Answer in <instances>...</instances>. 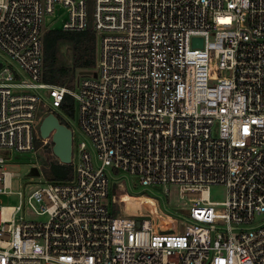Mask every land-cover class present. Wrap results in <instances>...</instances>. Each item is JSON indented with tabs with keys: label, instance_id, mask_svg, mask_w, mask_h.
I'll return each instance as SVG.
<instances>
[{
	"label": "built area",
	"instance_id": "built-area-1",
	"mask_svg": "<svg viewBox=\"0 0 264 264\" xmlns=\"http://www.w3.org/2000/svg\"><path fill=\"white\" fill-rule=\"evenodd\" d=\"M88 26L93 67L69 86L42 82L43 33ZM65 96L70 179L37 166L12 192L13 153L47 146L60 164L38 127L63 118ZM132 184L166 198L171 187L183 213ZM210 186L223 202L209 201ZM123 195L154 211H124ZM10 197L0 264H264V0H0V199Z\"/></svg>",
	"mask_w": 264,
	"mask_h": 264
},
{
	"label": "trees",
	"instance_id": "trees-1",
	"mask_svg": "<svg viewBox=\"0 0 264 264\" xmlns=\"http://www.w3.org/2000/svg\"><path fill=\"white\" fill-rule=\"evenodd\" d=\"M63 45H67L72 52L69 65L61 62L60 48ZM94 53L95 40L90 26L81 32L45 31L42 35V82L69 86L76 71L93 67ZM59 111L63 118H72L73 109L70 97H64ZM57 118L61 124L68 127L62 117L58 116ZM44 150L49 152L47 146L44 147ZM39 163L43 176L47 180L63 181L71 177V167L69 165L58 164L48 157H45Z\"/></svg>",
	"mask_w": 264,
	"mask_h": 264
},
{
	"label": "rangeland",
	"instance_id": "rangeland-1",
	"mask_svg": "<svg viewBox=\"0 0 264 264\" xmlns=\"http://www.w3.org/2000/svg\"><path fill=\"white\" fill-rule=\"evenodd\" d=\"M61 17H58L57 14L55 17L51 18L49 17L48 22H50V27L56 28L60 24ZM47 25V27L49 26ZM60 58L61 62L65 63L67 65L70 64V59L72 57V52L70 48L67 45H63L60 48ZM69 122V123H68ZM67 125L73 130H76V124H75V116L72 119H69V121H66ZM39 147V146H38ZM48 152L44 150V147H39L33 154L26 153V154H12L11 157V165L6 167V170L12 174V177L10 179V189L12 192L19 191L20 187L25 183L29 182L30 180L36 181V176L38 171H36V167L39 166V168L42 170L40 166V161L43 160V158L48 157ZM50 158V156L48 157ZM43 164V163H42ZM44 165V164H43ZM129 180H132L129 178ZM169 193L168 197L166 198L165 195H163V189L158 188H149L148 190L142 192L143 188H140L136 185L132 184V194L136 195H142L144 197L148 198H154L153 196L160 198L163 201L167 202L166 207L170 208L171 210H175L178 213H183L182 208V202L184 200L177 199V193L172 192V188H167ZM208 197L209 201L215 202V203H221L224 201L225 193L224 188L222 186H210L208 189ZM121 202L125 203V210L124 211H132L134 207H138L137 201L129 197L127 195H123L120 197ZM1 203L6 206H14L16 205V199L14 198H1ZM155 200V199H153ZM159 200V199H158ZM177 200V202H176ZM146 199H142L143 205L148 206L150 208V211L153 212V205L152 203ZM156 204L158 206L157 200Z\"/></svg>",
	"mask_w": 264,
	"mask_h": 264
},
{
	"label": "water",
	"instance_id": "water-1",
	"mask_svg": "<svg viewBox=\"0 0 264 264\" xmlns=\"http://www.w3.org/2000/svg\"><path fill=\"white\" fill-rule=\"evenodd\" d=\"M192 46L200 48L201 40L197 38L192 39ZM38 132L41 139L47 138L51 133L52 155L61 165H68L71 154L70 130L65 125L60 124L53 115L49 114L42 119Z\"/></svg>",
	"mask_w": 264,
	"mask_h": 264
},
{
	"label": "bare ground",
	"instance_id": "bare-ground-1",
	"mask_svg": "<svg viewBox=\"0 0 264 264\" xmlns=\"http://www.w3.org/2000/svg\"><path fill=\"white\" fill-rule=\"evenodd\" d=\"M135 199V198H134ZM142 199L143 198H136L135 200L137 201L136 203H138V206H139V204L140 203H142ZM149 202V201H148ZM141 205V204H140ZM142 205H143V203H142ZM144 207H145V205H143Z\"/></svg>",
	"mask_w": 264,
	"mask_h": 264
}]
</instances>
